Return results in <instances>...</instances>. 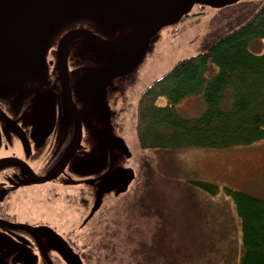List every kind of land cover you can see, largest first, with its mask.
I'll list each match as a JSON object with an SVG mask.
<instances>
[{"label": "rangeland", "instance_id": "374dc122", "mask_svg": "<svg viewBox=\"0 0 264 264\" xmlns=\"http://www.w3.org/2000/svg\"><path fill=\"white\" fill-rule=\"evenodd\" d=\"M263 3L239 0L221 8L195 5L189 16L160 33L143 63L124 79L118 124L132 158L122 164L135 170V180L120 197L108 195L82 229L79 226L92 204L87 198L92 197L90 187L84 194L83 185L70 186L71 206L58 195L53 208L57 225L78 229L74 240L82 247L83 264H241L245 252L241 220L225 187L264 198V139L225 149H143L136 138L137 103L143 90L177 61L208 51ZM250 48L261 51L263 41L253 42ZM217 70L212 65L207 76ZM166 102L160 97L157 105ZM206 108L201 94L187 96L176 105L185 118H198ZM198 181L217 184L220 189L212 194L194 183ZM140 200L147 207L150 200V211L141 216L132 211ZM156 201L158 209L153 205Z\"/></svg>", "mask_w": 264, "mask_h": 264}, {"label": "water", "instance_id": "95a60500", "mask_svg": "<svg viewBox=\"0 0 264 264\" xmlns=\"http://www.w3.org/2000/svg\"><path fill=\"white\" fill-rule=\"evenodd\" d=\"M238 1L0 0V82L15 80L5 73L14 71L18 76L20 69L25 72L21 85L29 77L43 80L46 54L55 45L51 52L76 131L63 160L41 182L55 179L73 161L76 173L72 184L83 185L84 194L87 188L92 190V197L87 196L92 204L82 226L96 216L108 195L120 197L136 178L135 170L122 164L132 158L118 120L123 113L120 100L124 79L143 63L160 33L182 21L195 5L221 8ZM69 58L82 65L75 72L73 89ZM47 99L51 97L46 94L35 99L45 116ZM83 124L88 129L84 141ZM83 146L84 153L77 156ZM59 246L68 264H83L80 254L66 243Z\"/></svg>", "mask_w": 264, "mask_h": 264}, {"label": "trees", "instance_id": "16d2710c", "mask_svg": "<svg viewBox=\"0 0 264 264\" xmlns=\"http://www.w3.org/2000/svg\"><path fill=\"white\" fill-rule=\"evenodd\" d=\"M263 41L259 52L250 45ZM217 72L208 77L211 66ZM201 94L207 104L198 118L181 116L176 105ZM166 98L163 106L157 105ZM137 138L143 149L186 147L225 149L264 139V3L250 19L213 43L208 51L178 61L142 93L138 102ZM216 194L220 187L194 182ZM241 220V264H264V198L225 187ZM158 209L159 203L153 204ZM138 206V207H137ZM140 200L132 211H150ZM153 210V208H152Z\"/></svg>", "mask_w": 264, "mask_h": 264}, {"label": "flooded vegetation", "instance_id": "af4514ba", "mask_svg": "<svg viewBox=\"0 0 264 264\" xmlns=\"http://www.w3.org/2000/svg\"><path fill=\"white\" fill-rule=\"evenodd\" d=\"M54 50L55 45L46 54L48 64L43 80L29 77L21 85L25 72L20 69L18 76L14 71L5 73L15 80L0 82V264H68L59 246L65 243L81 253L84 260L82 247L74 240L78 229L57 225L53 210L58 195L71 206L74 195L70 188L80 186L72 184L76 173L73 161L55 179L41 182L63 160L76 131V122L64 99ZM68 63L73 89L75 72L82 65L72 58ZM39 94L51 97L44 103L46 116L41 104L35 101ZM87 133L84 127L83 141ZM84 151L83 146L77 156ZM85 246L84 243L83 249Z\"/></svg>", "mask_w": 264, "mask_h": 264}]
</instances>
